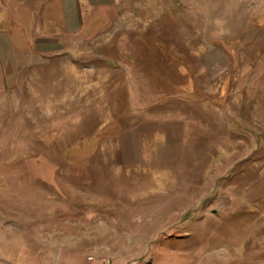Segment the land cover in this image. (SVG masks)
I'll return each instance as SVG.
<instances>
[{"label": "rangeland", "instance_id": "1", "mask_svg": "<svg viewBox=\"0 0 264 264\" xmlns=\"http://www.w3.org/2000/svg\"><path fill=\"white\" fill-rule=\"evenodd\" d=\"M0 264H264V0H0Z\"/></svg>", "mask_w": 264, "mask_h": 264}]
</instances>
